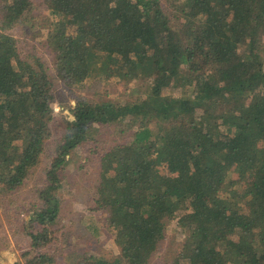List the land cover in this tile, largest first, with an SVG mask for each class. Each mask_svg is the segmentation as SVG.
<instances>
[{
	"label": "trees",
	"instance_id": "obj_1",
	"mask_svg": "<svg viewBox=\"0 0 264 264\" xmlns=\"http://www.w3.org/2000/svg\"><path fill=\"white\" fill-rule=\"evenodd\" d=\"M38 2L52 20L53 72L0 33V199L19 195L46 155L55 75L71 87L144 79L148 93L71 108L25 226L31 249L53 242L68 158L94 133L125 125L132 141L99 157L92 210L121 257L77 264H149L174 218L187 264H264V0H169L171 11L161 0ZM35 4L0 0V30L31 24Z\"/></svg>",
	"mask_w": 264,
	"mask_h": 264
},
{
	"label": "rangeland",
	"instance_id": "obj_2",
	"mask_svg": "<svg viewBox=\"0 0 264 264\" xmlns=\"http://www.w3.org/2000/svg\"><path fill=\"white\" fill-rule=\"evenodd\" d=\"M32 1L37 4L31 15L32 23L25 24V27L15 26L6 32L0 30V33H9L18 41L24 59L35 56L53 72L54 53L47 40L50 36L47 28L52 20L43 11V6L37 9L38 0ZM161 2L171 11L169 0ZM55 78L56 98L53 103L54 120L51 123L54 132L46 148V155L19 195L0 199V264H28L30 256H46L51 259L42 261L44 264H77L83 257L90 256L108 261L121 257L113 231L103 227L100 220L102 214L92 210L97 199L95 186L100 168L99 157L113 144L125 145L132 141L130 134L123 132L127 129L125 125L110 126L98 134L94 133L89 148L82 147L68 158L69 162L61 172L62 187L57 195L61 199V212L57 224L52 228L53 242L45 248L32 250L25 226L29 223L35 207L42 205L40 198L48 181L47 169L54 152L53 145L61 141L66 131V122L73 121L70 110L77 100L122 104L140 102L148 93V87L144 83L146 80L126 82L115 77H93L84 85L71 87L56 75ZM172 94L176 95V91ZM186 237V231L180 228L178 219H172L167 225L164 242L149 264H187L178 257Z\"/></svg>",
	"mask_w": 264,
	"mask_h": 264
}]
</instances>
